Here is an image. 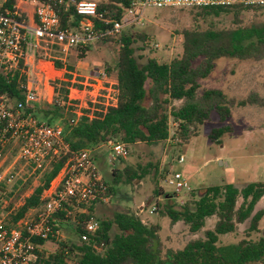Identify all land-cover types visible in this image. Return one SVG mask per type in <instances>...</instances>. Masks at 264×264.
<instances>
[{"label": "trees", "instance_id": "1", "mask_svg": "<svg viewBox=\"0 0 264 264\" xmlns=\"http://www.w3.org/2000/svg\"><path fill=\"white\" fill-rule=\"evenodd\" d=\"M37 1L42 5L52 4L56 8L62 28L79 26L81 17L76 14L71 0ZM14 5L15 0H7L3 9L14 10ZM129 6L130 0H108L98 4L100 12L115 20H120L124 9ZM194 10H197L195 23L200 19L233 15L236 27L217 28L215 23H211L205 30L199 27L184 29L179 34L182 47L179 57L171 62H162L157 56L151 55L143 64L137 57V52H142L143 48H138L137 43L147 44V37L138 31V26L126 27L118 39L101 40L116 41L120 46L116 64L112 69L108 67V73L112 70L117 73L120 92L117 107L109 108L106 113L95 112L92 119L86 115L88 111H84L78 122L74 123L77 115L72 111L69 117L65 115L69 100L67 88L71 83L56 81L53 82V102L45 108L29 109L30 113L49 125H64V137L71 153L82 149L95 151L110 142L123 144L126 148L136 144H163L170 138L171 123L177 125L175 139L189 144L197 136L199 126L211 121L213 113L218 115L223 125L213 128L209 139L221 143L223 136L234 131L233 126L227 124L232 117V109L254 105L264 108V98L251 92L242 100L229 99L221 90L202 89L201 80L211 76L216 61L222 58L264 60V23L244 26L242 20L244 12L264 11V4L237 3ZM96 25L98 28L103 27L99 21H96ZM90 46L76 49L80 58L88 55ZM56 67L63 68V63L56 61ZM3 95H8L12 104L24 103L17 79H8L0 74V96ZM70 157V153L63 154L44 170L35 171L39 184L10 215V221L5 223L7 227H15L27 217L29 211L41 206L44 191L50 187ZM93 159L96 162L94 156ZM149 176L156 179L155 199H158L164 195L159 186L162 177L158 163L126 165L120 175L114 173L110 185L104 181L107 185L106 196L113 194L120 183L133 185ZM5 183H0L1 196L8 193ZM20 184L22 181L18 186ZM26 188L24 184L22 189L25 191ZM12 194L8 193L9 196ZM171 197L165 194L162 206L157 201L155 212L169 218L172 225L184 223L190 233L197 235L206 227L209 219L217 218L214 228L206 230L204 238L190 240L183 250L168 251L163 259L161 246L155 249L161 230L158 225H147L131 212L115 213L112 218L100 221V227L91 236L90 242L74 244L59 241L55 251H41L38 264L67 261H77L78 264H264V236L254 242L242 240L235 245L218 246L219 237L234 233L238 225L246 226V236L260 232L264 209H258V204L264 197L263 182L243 187L234 184L212 186L196 201L179 205L172 204ZM98 203L101 202L90 207L89 214L79 215L80 224L75 229L77 235L85 232L83 222L94 217V207ZM58 219L63 221L64 214H59ZM37 242L45 243L42 240Z\"/></svg>", "mask_w": 264, "mask_h": 264}, {"label": "rangeland", "instance_id": "2", "mask_svg": "<svg viewBox=\"0 0 264 264\" xmlns=\"http://www.w3.org/2000/svg\"><path fill=\"white\" fill-rule=\"evenodd\" d=\"M88 1L99 4L108 0ZM196 11L194 9L147 8L145 11L146 20L141 26H138V31L147 37V44L137 43L138 48L144 50V52L143 50L137 52L139 62L145 63L151 55L157 56L162 62H171L174 58L179 57L182 52L179 34L184 29L199 27L205 30L211 23H215L217 28L230 29L236 27L233 22V15H222L207 20L200 19L198 23H195ZM242 20L244 26L264 23V11L244 12ZM119 49L120 46L116 41H99L90 46V51L85 58H80L78 51H74L67 58V72H62L61 75L66 79L72 75L71 78L76 81L74 87H79V89H82L80 83L84 84L90 76V72L95 68L104 70L110 80L115 81L117 80V73L113 70L108 73V67L112 69L116 64ZM37 58L41 60L50 59L56 62L53 57L49 58L44 55ZM52 74L54 73L49 72L48 76ZM46 77V75L42 76L43 95L37 106L39 108H45L52 100L51 85L53 86V81L50 80L49 84L44 86ZM201 86L202 89L221 90L229 99L242 100L251 92L264 98V60L242 61L222 58L216 61L211 76L201 80ZM73 97L78 100H72L73 106L67 107L65 110L67 117L71 114L70 111L75 115L80 110L82 113L84 111H88L87 114L92 113L80 108L81 104L88 103L89 96L74 94ZM227 124H231L234 131L223 136L221 143L209 139V133L212 129L223 125L218 115L213 113L211 121L199 126L197 136L192 138L189 144H184L175 139L177 125L171 123L170 138L166 143L132 145L127 147L125 155L120 156H115L112 147L105 145L93 151V156L103 180L109 185L112 183L114 173L120 175L126 165L158 163L162 177L159 186L164 195L172 196V204L178 205L182 201L184 203L196 201L207 188L212 186L234 184L243 187L256 182L264 183V108L257 105L234 107L232 117ZM18 153L19 143L14 142L4 149L0 157V172L9 171L14 174L13 181L5 183L8 193L13 192V194L9 196L6 193L1 196L0 191V221L5 223L10 221V215L14 214L16 209L24 203V199L39 184L38 176L30 166L17 160ZM181 157L184 159L183 163L179 161ZM173 172L183 174L188 180L192 192L174 195V189L165 181ZM21 181L22 184L18 186ZM155 182L156 179L149 176L133 185L120 183L116 186L115 192L107 196L108 201L95 205L93 213L95 219L102 221L112 218L115 213L131 212L138 215L147 225L158 224L161 227V232H159V237L156 240V250L161 246V257L164 259L168 251L183 250L190 240L204 238L205 231L214 228L217 218L209 219L206 227L197 235L190 233L188 226L184 223L172 225L169 218L160 217L159 213L152 212L157 201L161 206L165 201L164 195L155 199V191L157 190ZM24 184L27 185L25 191L22 189ZM261 208H264V197L258 204V209ZM33 213L34 210H31L26 216ZM61 224L63 235L68 238V241L79 244L80 240L74 225L67 221ZM245 229V225H238L234 233L219 237L218 246L235 245L242 240L258 241L261 236H264V218L260 223V232H253L246 236ZM45 249L53 252L57 247L48 244Z\"/></svg>", "mask_w": 264, "mask_h": 264}, {"label": "built area", "instance_id": "3", "mask_svg": "<svg viewBox=\"0 0 264 264\" xmlns=\"http://www.w3.org/2000/svg\"><path fill=\"white\" fill-rule=\"evenodd\" d=\"M6 2L0 0V74L8 79H17L24 103L12 104L8 95L0 96V157L7 146L18 142L21 145L17 160L32 167L35 172L44 170L61 155L71 154L68 163L44 191L42 204L33 214L13 228L0 221V264H38L40 253L48 244L68 241L63 235L61 223L67 221L76 229L80 224L79 215L89 214L90 207L97 202L108 201L107 185L93 159V151L82 149L71 153L65 141L64 125H49L30 113L29 109H35L43 95L42 76H47L44 86L50 80L70 81L67 107L73 106L72 100H78L73 97L74 94L89 96L88 103L81 104L80 108L91 111L86 115L92 119L95 112L106 113L109 108L117 107L120 92L118 82L111 81L100 68L93 69L87 81L80 83L82 89L74 87V79L62 77L61 73L67 72V58L78 47H88L102 39H118L124 28L141 26L146 20L145 11L150 7L193 10L237 3L264 4V0H130V6L124 9L120 20L106 17L94 1L71 0L81 19L79 26L67 28H62L59 13L52 4L15 0L14 10H9L3 9ZM96 21L103 27L98 28ZM40 55L61 61L63 68L58 69L56 62L50 59H38ZM49 72L54 74L48 76ZM51 87L52 103L55 90ZM76 115L74 123L83 113L80 110ZM108 145L115 156L127 152L123 144L110 142ZM179 161L183 163V157ZM13 179V173L0 172V183L12 182ZM165 181L177 195L192 192L188 180L180 172H173ZM152 212H155V207ZM61 213L64 214L63 221L58 219ZM83 223L85 232L78 237L80 242L88 243L98 231L100 221L91 217ZM37 240L45 243L39 244Z\"/></svg>", "mask_w": 264, "mask_h": 264}, {"label": "crops", "instance_id": "4", "mask_svg": "<svg viewBox=\"0 0 264 264\" xmlns=\"http://www.w3.org/2000/svg\"><path fill=\"white\" fill-rule=\"evenodd\" d=\"M213 73V72H212ZM114 82H118L117 80H115ZM262 200V199H261ZM260 203V202H259ZM261 209H264V208H261ZM161 217V216H160ZM263 220V219H262ZM158 225V224H157ZM159 226V225H158ZM160 227V226H159ZM160 229H161V227H160ZM160 232H161V230H160ZM230 235V234H229ZM227 236V235H226ZM221 237V236H220Z\"/></svg>", "mask_w": 264, "mask_h": 264}, {"label": "water", "instance_id": "5", "mask_svg": "<svg viewBox=\"0 0 264 264\" xmlns=\"http://www.w3.org/2000/svg\"><path fill=\"white\" fill-rule=\"evenodd\" d=\"M156 247H157V242H155V249H156Z\"/></svg>", "mask_w": 264, "mask_h": 264}]
</instances>
